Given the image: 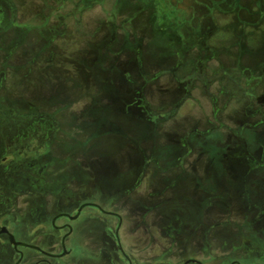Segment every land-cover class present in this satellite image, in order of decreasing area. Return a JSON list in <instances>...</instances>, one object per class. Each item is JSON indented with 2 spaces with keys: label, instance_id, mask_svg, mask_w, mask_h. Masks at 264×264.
Instances as JSON below:
<instances>
[{
  "label": "rangeland",
  "instance_id": "374dc122",
  "mask_svg": "<svg viewBox=\"0 0 264 264\" xmlns=\"http://www.w3.org/2000/svg\"><path fill=\"white\" fill-rule=\"evenodd\" d=\"M86 178L136 255L264 232V0H0V213Z\"/></svg>",
  "mask_w": 264,
  "mask_h": 264
},
{
  "label": "flooded vegetation",
  "instance_id": "af4514ba",
  "mask_svg": "<svg viewBox=\"0 0 264 264\" xmlns=\"http://www.w3.org/2000/svg\"><path fill=\"white\" fill-rule=\"evenodd\" d=\"M83 180V192H62L48 183L30 209L0 213V264H264L261 227L243 245L223 246L235 248L227 255L215 252L212 242L199 243L197 236L168 247L158 258L136 255L135 226L114 209L113 199L100 195L99 179ZM144 232L146 247L156 244L150 230Z\"/></svg>",
  "mask_w": 264,
  "mask_h": 264
},
{
  "label": "trees",
  "instance_id": "16d2710c",
  "mask_svg": "<svg viewBox=\"0 0 264 264\" xmlns=\"http://www.w3.org/2000/svg\"><path fill=\"white\" fill-rule=\"evenodd\" d=\"M239 50L240 49H238L237 51H238V55H237V61H238V59H239ZM241 58V57H240ZM241 60V59H240ZM239 62V61H238ZM155 118V117H154Z\"/></svg>",
  "mask_w": 264,
  "mask_h": 264
}]
</instances>
